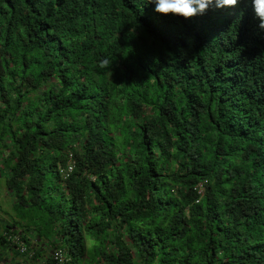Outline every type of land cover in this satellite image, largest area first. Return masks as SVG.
<instances>
[{
    "label": "trees",
    "instance_id": "16d2710c",
    "mask_svg": "<svg viewBox=\"0 0 264 264\" xmlns=\"http://www.w3.org/2000/svg\"><path fill=\"white\" fill-rule=\"evenodd\" d=\"M153 8L0 0L1 245L14 227L63 264H264V31L248 0Z\"/></svg>",
    "mask_w": 264,
    "mask_h": 264
},
{
    "label": "clouds",
    "instance_id": "9594fccd",
    "mask_svg": "<svg viewBox=\"0 0 264 264\" xmlns=\"http://www.w3.org/2000/svg\"><path fill=\"white\" fill-rule=\"evenodd\" d=\"M154 5V12L162 15H173L185 19L204 15L209 8L234 7L238 0H146ZM257 28L264 31V0H248Z\"/></svg>",
    "mask_w": 264,
    "mask_h": 264
},
{
    "label": "rangeland",
    "instance_id": "374dc122",
    "mask_svg": "<svg viewBox=\"0 0 264 264\" xmlns=\"http://www.w3.org/2000/svg\"><path fill=\"white\" fill-rule=\"evenodd\" d=\"M11 205L12 198L6 189L5 176L3 172H0V226L2 227L11 220L10 216L14 214ZM28 238H30V245L35 251V258L27 259L22 255H18L17 252L11 255L9 253L10 264H44L46 258L52 254L53 246L51 242L45 239H37L33 234L28 235ZM10 250L14 251L13 249Z\"/></svg>",
    "mask_w": 264,
    "mask_h": 264
},
{
    "label": "built area",
    "instance_id": "2783aa9c",
    "mask_svg": "<svg viewBox=\"0 0 264 264\" xmlns=\"http://www.w3.org/2000/svg\"><path fill=\"white\" fill-rule=\"evenodd\" d=\"M73 163L70 160L69 166L66 170H61L63 173V176L66 177L72 170ZM204 188V182H199L195 189L199 194L202 193ZM3 238L5 241V244L10 248L13 249L15 252L19 253V255H22L23 257H26L27 259L32 258L35 254L34 249L32 246H28L21 238L20 230H16L14 227H7L3 231ZM52 259L54 260L55 264H63L67 258L66 253L64 249L62 248H55L52 251Z\"/></svg>",
    "mask_w": 264,
    "mask_h": 264
},
{
    "label": "crops",
    "instance_id": "0c3cea01",
    "mask_svg": "<svg viewBox=\"0 0 264 264\" xmlns=\"http://www.w3.org/2000/svg\"><path fill=\"white\" fill-rule=\"evenodd\" d=\"M0 232L2 231V226H0ZM12 253L16 254L15 251H11L10 248L7 245H1L0 244V264H10L11 259L9 258ZM13 264V263H12Z\"/></svg>",
    "mask_w": 264,
    "mask_h": 264
}]
</instances>
